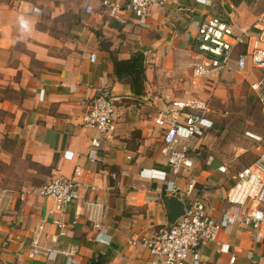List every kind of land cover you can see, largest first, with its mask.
<instances>
[{
    "label": "crops",
    "instance_id": "0c3cea01",
    "mask_svg": "<svg viewBox=\"0 0 264 264\" xmlns=\"http://www.w3.org/2000/svg\"><path fill=\"white\" fill-rule=\"evenodd\" d=\"M104 1L122 6L128 0H0V187L14 199L13 207L0 214V264H91L98 256L100 264H148V252L138 240L176 224L190 200L181 193L188 178H196L197 195L219 219L236 212L225 201L235 184L233 174L264 154V111L260 107L252 114L246 97L236 95L244 90L255 96L249 85L263 75L249 64L242 72L232 68L198 81L194 98L209 102L214 126L195 141L192 168L179 178L161 153L164 129L154 124L170 102L193 98L191 72L183 71L180 79V70L187 55L194 57L199 23L217 16L247 30L249 23L240 25V18L252 0H174L151 7L145 25L133 16L126 24L113 20ZM253 18L249 14L248 20ZM138 54L144 58V95L125 97L127 88L115 81L112 58ZM173 63L167 80L164 68ZM104 90L122 97L109 140L82 126L90 102ZM232 101L245 105L248 114L222 113ZM238 121L247 122L244 135L233 129L231 122ZM94 138L99 141L95 149ZM221 166L226 173L218 171ZM75 169L85 172L94 190L80 189L64 215L54 212L52 198L31 193L56 177H70ZM152 172H163L165 180L153 178ZM169 181L180 193L166 190ZM95 223L105 229L107 244L96 241ZM39 225L44 226V245L57 237V248L74 245L76 255L31 256ZM217 242L201 249V264H264V237L255 243L251 228L232 226ZM226 246L228 251H221Z\"/></svg>",
    "mask_w": 264,
    "mask_h": 264
},
{
    "label": "built area",
    "instance_id": "2783aa9c",
    "mask_svg": "<svg viewBox=\"0 0 264 264\" xmlns=\"http://www.w3.org/2000/svg\"><path fill=\"white\" fill-rule=\"evenodd\" d=\"M172 1L174 0H128L122 6L104 1L102 5L108 16L121 24H126L129 17L133 16L139 25H145L151 7L164 6ZM90 11L91 7H86V13ZM234 27L236 28L217 16H206L199 23L194 38V62L191 65L195 79L220 74L232 68L242 72L247 66L246 59L252 69L264 72V13L247 30L241 29L239 33H235ZM249 87L264 111V74L250 83ZM154 99L157 100V96ZM121 100L122 97L113 96L106 90L100 92L90 102L82 118V126L109 140L115 130L116 104ZM209 111L207 100L191 98L170 102L154 119V124L164 129L161 153L166 157L174 178H179L183 171L192 168L189 157L195 141L213 129L214 124L208 119ZM246 136L255 141L260 140V137L248 133ZM98 146L99 141L92 139L91 148ZM218 171L224 174L227 170L225 166H221ZM152 177L164 181L166 176L163 172H152ZM233 180L235 184L227 191L225 201L230 207L236 208V212H225L216 219L212 215L213 208L197 195L199 190L196 178H188L181 193L190 200L182 217L171 229L161 230L153 237L138 240L148 252V264H201V249L207 244H218V235L235 225L251 228L255 243H260L264 237V210L260 209L264 208V154L251 165L236 171ZM80 189L94 190V187L88 183L82 169H75L70 177H56L31 193L42 198H52L55 201L54 212L64 215L67 206L78 199ZM166 190L175 193L181 189L176 186V182L169 181ZM13 204L11 191L0 187V214L12 208ZM58 226L61 230L65 228L63 223H58ZM93 228L98 234L96 241L107 244L102 240L106 236L105 229L97 223L93 224ZM43 232V225L34 230L31 256L56 255L72 258L76 255L77 247L74 245L57 248V237L49 238L50 246L44 245ZM221 251L227 252L228 247H221Z\"/></svg>",
    "mask_w": 264,
    "mask_h": 264
},
{
    "label": "rangeland",
    "instance_id": "374dc122",
    "mask_svg": "<svg viewBox=\"0 0 264 264\" xmlns=\"http://www.w3.org/2000/svg\"><path fill=\"white\" fill-rule=\"evenodd\" d=\"M235 1V3H237V2H239V0H234ZM254 2V3H253ZM252 5H251V8H249L248 10H246L245 11V13L243 14V16L240 18V25H241V23L243 22V23H249V25H247V28H244V29H248V28H250V27H252V25H253V23L254 22H256L258 19H259V14H260V12L261 11H264V0H252ZM242 7H246V5H244V6H242ZM235 11V10H234ZM249 14H251L252 15V17H254L252 20H248L249 19ZM257 16H258V18H257ZM242 18H243V20H242ZM233 31L235 32V33H239V30L237 29V28H235L234 27V29H233ZM254 31V30H253ZM194 62V57H193V55H187V59H186V62L184 63V64H182V66H181V72H180V79H182V77H183V71H185V70H190V72H191V75H190V84H191V89L190 90H192L191 91V93H190V95H191V97H198V81H200V80H202V79H195L194 77H193V72H192V63ZM246 63H247V65L249 64L248 63V59H246ZM176 67V64L175 63H173L172 65H171V68H169V67H167V68H164V75H165V79H167L168 80V78H169V75L170 76H172V74L170 73V70H174V68ZM178 69V68H177ZM255 74L257 73V74H259L260 73V76H262L263 75V73L262 72H260V70L259 71H255L254 72ZM262 73V74H261ZM172 79H173V77H172ZM227 95L229 96V97H232V96H234L235 97V95L234 94H228L227 93ZM237 95V98L238 99H240L241 97H246V99L249 101V107L251 108V112H252V114H255V111L256 110H258L261 106L259 105V103H258V101L256 100V98H255V96H253V95H250L249 93H246V91H244V90H241L240 92H239V94H236ZM236 98V97H235ZM234 100V99H233ZM235 101V100H234ZM234 101H232L233 103L231 104V105H226L224 108V110H220L222 113H224V112H226V111H228L229 113H230V111H229V109H233L234 110V112H237L238 114H239V116H242V115H247L248 114V112L246 111V110H244L245 109V105L244 106H241V105H238V104H236L237 102H235L234 103ZM236 104V105H235ZM214 108L216 109V107L214 106ZM213 109V108H212ZM221 109H222V107H221ZM217 111V110H216ZM219 112V111H218ZM242 112V115H240V113ZM247 113V114H246ZM232 123V126H233V129L234 130H236V131H238V130H240V133H241V135H244L245 134V131H246V124H247V122L245 123V121H238V122H231ZM251 123H254L253 121L251 122ZM237 133V132H236Z\"/></svg>",
    "mask_w": 264,
    "mask_h": 264
},
{
    "label": "trees",
    "instance_id": "16d2710c",
    "mask_svg": "<svg viewBox=\"0 0 264 264\" xmlns=\"http://www.w3.org/2000/svg\"><path fill=\"white\" fill-rule=\"evenodd\" d=\"M112 64L115 81L128 86L136 97L143 96L146 81L143 55H134L128 60L112 58Z\"/></svg>",
    "mask_w": 264,
    "mask_h": 264
},
{
    "label": "water",
    "instance_id": "95a60500",
    "mask_svg": "<svg viewBox=\"0 0 264 264\" xmlns=\"http://www.w3.org/2000/svg\"><path fill=\"white\" fill-rule=\"evenodd\" d=\"M126 88H127V92H128V94L127 95H123V96H125V97H136L132 92H131V90H130V88L128 87V86H126ZM185 211V210H184ZM183 214H184V212H183ZM182 214V215H183ZM182 215H180L178 218H177V220H176V222L182 217ZM175 222V223H176ZM91 264H100V257L98 256L97 258H96V260H94Z\"/></svg>",
    "mask_w": 264,
    "mask_h": 264
}]
</instances>
